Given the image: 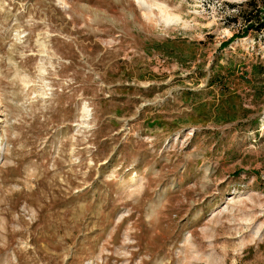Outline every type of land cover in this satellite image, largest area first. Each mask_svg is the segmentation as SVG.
<instances>
[{
    "label": "rangeland",
    "instance_id": "374dc122",
    "mask_svg": "<svg viewBox=\"0 0 264 264\" xmlns=\"http://www.w3.org/2000/svg\"><path fill=\"white\" fill-rule=\"evenodd\" d=\"M246 1L0 0V264H264Z\"/></svg>",
    "mask_w": 264,
    "mask_h": 264
},
{
    "label": "trees",
    "instance_id": "16d2710c",
    "mask_svg": "<svg viewBox=\"0 0 264 264\" xmlns=\"http://www.w3.org/2000/svg\"><path fill=\"white\" fill-rule=\"evenodd\" d=\"M236 8V17L243 23L242 32L237 33V37L246 36L250 30L256 32L264 31V0H249L236 6ZM231 62L232 61H229V65ZM258 70H264V61L259 65L251 64L247 72L254 73Z\"/></svg>",
    "mask_w": 264,
    "mask_h": 264
}]
</instances>
